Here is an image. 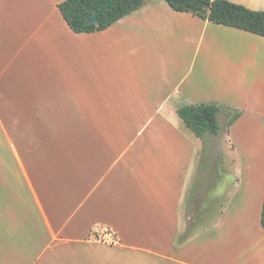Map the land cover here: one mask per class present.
<instances>
[{
	"label": "crops",
	"instance_id": "0c3cea01",
	"mask_svg": "<svg viewBox=\"0 0 264 264\" xmlns=\"http://www.w3.org/2000/svg\"><path fill=\"white\" fill-rule=\"evenodd\" d=\"M63 1L0 0V264H264V64L248 76L255 107L230 127L222 110L219 135L200 138L178 109L208 100L171 40L178 25L188 41L227 26L146 0L76 33ZM209 136L232 147L236 183L219 184L231 194L215 225L192 235L197 202L213 201ZM104 227L118 242L96 237Z\"/></svg>",
	"mask_w": 264,
	"mask_h": 264
},
{
	"label": "rangeland",
	"instance_id": "374dc122",
	"mask_svg": "<svg viewBox=\"0 0 264 264\" xmlns=\"http://www.w3.org/2000/svg\"><path fill=\"white\" fill-rule=\"evenodd\" d=\"M239 4L243 3L239 2ZM243 5L246 6V4ZM186 34L187 28L184 25H178L175 38L171 42L175 44L174 48H177V54L180 50L182 51L181 58L183 62L178 63V66L184 70L192 67L193 75L191 77L193 76V79L199 83V86L195 88L196 91H199L198 95L207 98V103H215L223 107V110L226 111V120L229 117L228 115L236 112H242L243 114L244 110L251 108L250 89L247 81L252 68L258 64H264V48L261 47V44L244 38L236 29L227 27H218L216 30L208 31L205 40H201L197 36L188 41V37L184 39ZM199 75H201V78ZM229 101L241 102L240 106L242 108H235V106L229 104ZM209 137H211L208 139V143L211 145L209 154L211 160H209L208 172L204 175V185L208 190V196H206L213 198V201L210 200L205 203L203 210V202H197L201 207L198 210L194 209L191 213V215L195 213L193 224L189 226V229L195 228L192 235L198 233L203 227L209 229L215 225L231 194L230 191L226 190H233L236 183L238 164L232 147L226 143L222 146L223 138L217 140L214 136ZM258 155L262 156V154ZM214 157L216 158V164H218L217 168H214V162L212 161ZM220 183L221 185L225 184L226 190L217 197L216 192ZM216 198H218V201H216ZM183 221L184 226L188 227L190 219L186 209H184Z\"/></svg>",
	"mask_w": 264,
	"mask_h": 264
},
{
	"label": "trees",
	"instance_id": "16d2710c",
	"mask_svg": "<svg viewBox=\"0 0 264 264\" xmlns=\"http://www.w3.org/2000/svg\"><path fill=\"white\" fill-rule=\"evenodd\" d=\"M174 10L188 12L212 23L241 29L264 37V10H254L230 0H165ZM146 0H65L59 9L76 33L107 29L119 19L140 9ZM97 14V23L87 18ZM224 108L215 103L190 104L179 107L178 114L196 136H217L220 133L219 113ZM242 112L228 119L231 126ZM264 226V203L262 208Z\"/></svg>",
	"mask_w": 264,
	"mask_h": 264
},
{
	"label": "built area",
	"instance_id": "2783aa9c",
	"mask_svg": "<svg viewBox=\"0 0 264 264\" xmlns=\"http://www.w3.org/2000/svg\"><path fill=\"white\" fill-rule=\"evenodd\" d=\"M96 237L102 241H106L108 243H116L118 242V237L116 233L111 228H102L100 231H97Z\"/></svg>",
	"mask_w": 264,
	"mask_h": 264
},
{
	"label": "water",
	"instance_id": "95a60500",
	"mask_svg": "<svg viewBox=\"0 0 264 264\" xmlns=\"http://www.w3.org/2000/svg\"><path fill=\"white\" fill-rule=\"evenodd\" d=\"M87 22L88 23H97L98 22L97 14H93V15L89 16L87 18Z\"/></svg>",
	"mask_w": 264,
	"mask_h": 264
}]
</instances>
